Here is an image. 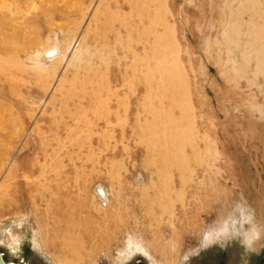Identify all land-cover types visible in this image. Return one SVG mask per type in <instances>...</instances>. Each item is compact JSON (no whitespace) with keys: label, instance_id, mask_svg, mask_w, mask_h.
I'll return each instance as SVG.
<instances>
[{"label":"rangeland","instance_id":"374dc122","mask_svg":"<svg viewBox=\"0 0 264 264\" xmlns=\"http://www.w3.org/2000/svg\"><path fill=\"white\" fill-rule=\"evenodd\" d=\"M0 259L264 264V0H0Z\"/></svg>","mask_w":264,"mask_h":264},{"label":"bare ground","instance_id":"6f19581e","mask_svg":"<svg viewBox=\"0 0 264 264\" xmlns=\"http://www.w3.org/2000/svg\"><path fill=\"white\" fill-rule=\"evenodd\" d=\"M131 2V1H130ZM129 4H131V3H129ZM131 9V8H130ZM119 30V29H118ZM144 48H145V46H144ZM69 210H62V211H57L56 213L58 214V216L59 217H64V218H68V219H70L71 217L69 216V215H67V212H68ZM70 222H71V220H70ZM73 225H71V223L69 224V225H67L66 226V228L68 229V230H70V228L72 229V230H74L73 228ZM0 264H5L4 262H2L1 261V259H0Z\"/></svg>","mask_w":264,"mask_h":264},{"label":"water","instance_id":"95a60500","mask_svg":"<svg viewBox=\"0 0 264 264\" xmlns=\"http://www.w3.org/2000/svg\"><path fill=\"white\" fill-rule=\"evenodd\" d=\"M135 264H141V262H137V263H135Z\"/></svg>","mask_w":264,"mask_h":264}]
</instances>
